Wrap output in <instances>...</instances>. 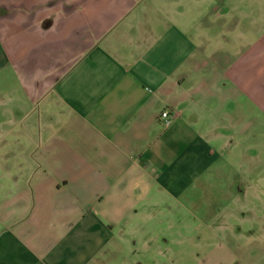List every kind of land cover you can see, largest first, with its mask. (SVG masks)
Returning a JSON list of instances; mask_svg holds the SVG:
<instances>
[{
  "label": "crops",
  "instance_id": "obj_1",
  "mask_svg": "<svg viewBox=\"0 0 264 264\" xmlns=\"http://www.w3.org/2000/svg\"><path fill=\"white\" fill-rule=\"evenodd\" d=\"M184 212L264 264V0H0V264H143Z\"/></svg>",
  "mask_w": 264,
  "mask_h": 264
},
{
  "label": "rangeland",
  "instance_id": "obj_2",
  "mask_svg": "<svg viewBox=\"0 0 264 264\" xmlns=\"http://www.w3.org/2000/svg\"><path fill=\"white\" fill-rule=\"evenodd\" d=\"M255 8L252 5V9ZM207 205L211 202V197L207 198ZM225 205V204H224ZM234 207L237 210H242L245 213H239L237 215L235 222H240V226L242 227L241 232L240 230L236 229V235L238 236L240 233V237H242V234H244L245 229H243L242 222H255L258 221V218L262 216V213H259L258 209L248 202L245 203H235ZM263 218V216H262ZM209 220V219H205ZM170 229H156L155 232L158 233L161 231L160 238L158 240V243H155V245L151 248L150 252L145 254H139L141 257L143 255V258L140 259L139 262L143 264H208V258L207 255L211 253L212 247L214 244H212L210 236L206 234V230H202V245L198 244L197 241H191L194 240L195 237H198V233L196 230V218L195 215L189 212H184L181 214L175 213L171 214L170 217ZM176 222V223H175ZM178 223L181 225L178 226ZM185 225V228L183 226ZM164 231V232H163ZM252 240H257L261 236L262 230L252 228L250 230ZM163 233L165 236H163ZM185 233V235H184ZM245 236H248V234H244ZM186 236V240L183 243V238ZM192 238V239H191ZM162 239H168L170 244H168V250L164 247H161L163 245H166L163 243ZM255 240V241H256ZM197 242V243H196ZM160 246V247H159ZM164 250V251H163ZM145 255V256H144ZM257 253L251 256V258L256 257ZM257 262L256 264H258Z\"/></svg>",
  "mask_w": 264,
  "mask_h": 264
},
{
  "label": "built area",
  "instance_id": "obj_3",
  "mask_svg": "<svg viewBox=\"0 0 264 264\" xmlns=\"http://www.w3.org/2000/svg\"><path fill=\"white\" fill-rule=\"evenodd\" d=\"M162 118L165 119V126H169L171 121L169 119V113L165 112L164 114H162Z\"/></svg>",
  "mask_w": 264,
  "mask_h": 264
}]
</instances>
